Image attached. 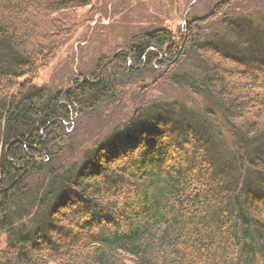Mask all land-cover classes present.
<instances>
[{
	"label": "trees",
	"instance_id": "16d2710c",
	"mask_svg": "<svg viewBox=\"0 0 264 264\" xmlns=\"http://www.w3.org/2000/svg\"><path fill=\"white\" fill-rule=\"evenodd\" d=\"M238 2L135 36L50 93L36 72L92 0H0V264H264V5ZM184 61L193 71L170 83L200 111L144 106L79 165H57L75 118L115 100V72Z\"/></svg>",
	"mask_w": 264,
	"mask_h": 264
},
{
	"label": "rangeland",
	"instance_id": "374dc122",
	"mask_svg": "<svg viewBox=\"0 0 264 264\" xmlns=\"http://www.w3.org/2000/svg\"><path fill=\"white\" fill-rule=\"evenodd\" d=\"M221 1L92 0L89 7L78 10L80 24L49 64L36 72L32 85L50 93L64 90L79 75L94 73L101 59L126 47L133 37L158 28H169L177 34L185 20L207 17ZM262 4L264 0H239L235 9L239 13L251 7L260 10ZM190 64L184 61L167 75L145 72L131 79L114 71L118 81L115 100L95 112L75 118L70 136L71 150L58 158L57 165L65 169L79 165L86 153L98 150L115 130L144 106L183 102L191 110L200 111L203 103L187 90L173 86L169 79L171 74L191 73L193 67ZM5 246V234L0 232V249Z\"/></svg>",
	"mask_w": 264,
	"mask_h": 264
},
{
	"label": "water",
	"instance_id": "95a60500",
	"mask_svg": "<svg viewBox=\"0 0 264 264\" xmlns=\"http://www.w3.org/2000/svg\"><path fill=\"white\" fill-rule=\"evenodd\" d=\"M185 18V17H184Z\"/></svg>",
	"mask_w": 264,
	"mask_h": 264
}]
</instances>
